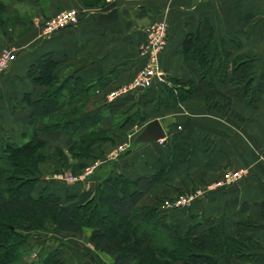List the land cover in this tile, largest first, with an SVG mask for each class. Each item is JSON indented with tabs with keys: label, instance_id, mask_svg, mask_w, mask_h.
I'll return each mask as SVG.
<instances>
[{
	"label": "crops",
	"instance_id": "0c3cea01",
	"mask_svg": "<svg viewBox=\"0 0 264 264\" xmlns=\"http://www.w3.org/2000/svg\"><path fill=\"white\" fill-rule=\"evenodd\" d=\"M61 8L76 10L77 19L44 31L43 18ZM161 19L167 23L166 45L158 59L161 72L150 89L131 87V79L147 60L141 48L146 42L145 27ZM196 29L202 43L211 40L214 45L222 40L231 50L230 58L250 53L254 58L251 85L264 89V78H260L264 76V0H0V44L8 42L14 47L9 65L0 75V136L16 143L25 140L30 129V101L46 88L30 80L27 69L36 57L49 53L56 61L54 82L63 80L56 111L66 112L69 115L64 116L69 119L93 116L94 123L111 133V139L91 145L93 155L78 159L85 162L77 170L86 168L84 175L95 168V177L84 188L111 173L148 175L157 160L165 164L172 144L189 156L172 170L157 197L163 200L175 196L182 188L197 191L190 206L169 207L170 203H165L164 207L172 208L167 217L183 229V234L192 213L220 216L226 233L240 231L253 242L250 257H230L222 264H264V149L260 148L264 131L259 126L261 115L256 114L264 107V99L253 106L238 93L242 83L233 84L228 77L240 75V67L229 71L224 80L216 74L212 84L206 83L197 64L185 61L182 54L185 34ZM170 77L193 79L199 89L182 101L155 108L160 84L171 83ZM72 108L76 112L68 113ZM47 116L37 115L35 126L51 122L55 114ZM155 117L165 129L164 137L148 142L130 140ZM72 123L64 128L37 129V136L52 153L48 161L56 164L53 169L60 165L55 155L57 147L69 161L77 160L65 148L72 141ZM84 126L77 128V134L85 131ZM122 147L123 153H116ZM121 153L124 155L118 157ZM45 160L38 163V186L60 194L77 193L83 188L55 183L54 179L70 183L64 179L70 168L48 174L42 168ZM226 170L243 171L241 184L229 188L220 182ZM155 197L147 193L140 204H153ZM85 241L94 251L92 243ZM74 249L75 258L68 259L83 261ZM96 256L99 259L104 254L96 252ZM107 261L110 264V259Z\"/></svg>",
	"mask_w": 264,
	"mask_h": 264
},
{
	"label": "trees",
	"instance_id": "16d2710c",
	"mask_svg": "<svg viewBox=\"0 0 264 264\" xmlns=\"http://www.w3.org/2000/svg\"><path fill=\"white\" fill-rule=\"evenodd\" d=\"M182 54L185 61L197 64L207 84H212L216 74L224 80L229 71L240 67V75L228 77L233 84L242 83L238 93L253 106L264 99V89L251 85L254 58L250 53L230 58L231 50L222 40L214 45L211 40L202 43L201 33L196 29L185 34ZM55 64L51 54L43 53L27 69L30 80L46 88L30 101V129L25 140L16 143L0 136V264H25L23 254L30 246L34 231H87L85 239L93 245L97 264L96 252L109 256L110 264H222L230 257L252 255L248 252L253 244L251 239L240 231L226 233L220 216L192 213V221L181 234L178 224L167 217L166 209L160 206L159 199L153 204H140L145 194L158 192L172 170L187 160L189 153L172 144L165 164L157 160L148 175L130 177L124 172L111 173L77 193L60 194L53 188L38 186V163L52 156L37 136L38 128H64L74 122L72 141L65 148L77 160L69 161L60 147L55 154L60 166L69 167L73 172L84 164L78 159L94 154L91 148L94 142L111 139L108 129L94 123L95 117L69 119L64 116L69 115L66 112L56 111L63 80L54 82ZM169 80L171 83L161 82L155 108L182 101L199 89L193 79L181 81L170 77ZM151 85L143 88L144 91ZM74 112L76 109L72 108L68 113ZM54 114L51 122L43 121L40 127L35 126L37 115ZM83 124L85 131L77 134V128ZM262 212L264 214V208ZM34 263L86 264L65 259L58 247L41 248V242Z\"/></svg>",
	"mask_w": 264,
	"mask_h": 264
},
{
	"label": "rangeland",
	"instance_id": "374dc122",
	"mask_svg": "<svg viewBox=\"0 0 264 264\" xmlns=\"http://www.w3.org/2000/svg\"><path fill=\"white\" fill-rule=\"evenodd\" d=\"M44 20V18H43ZM43 20L41 23H43ZM1 46H12V44L8 43V42H5V43H2L0 44V47ZM260 78H264V76L260 77ZM231 85V84H230ZM235 88H232L231 90H234ZM232 93L235 94L234 91H231ZM231 97V94L230 96ZM256 114H259L261 115L260 116V128H261V131H264V107L260 108V112H256ZM262 120V121H261ZM122 138L121 135H118V139ZM135 137L133 138H130V140H134ZM122 145H124L125 142H120ZM128 144V143H127ZM115 147H113L114 149ZM260 148L261 150L263 151L264 149V134H262V137L260 138ZM49 149H53L52 147L49 146ZM125 149V147H122L120 150L116 151V153H119L122 152L123 150ZM123 153V152H122ZM120 154L118 157H120L121 155H124V154ZM262 157L264 158V154L262 155ZM48 158V159H46ZM45 161L47 162L45 164V166H42V168L48 173H52L54 172L55 170L57 171V169H62V168H66L65 166H58L57 169H53V166H55L54 164H52L49 160V156L46 157ZM57 160V159H56ZM44 161V160H43ZM94 160H92L91 162H89V164L93 163ZM42 162V161H41ZM85 163V162H84ZM85 169V170H84ZM92 169V168H91ZM66 170H69L70 172L68 173H72V175H74L76 173V175L78 177H80L79 179H77L78 177H75L76 178H72L70 179V183H64L62 181H56L55 180V183H62L64 185H72L70 189H77V187H80V188H84L86 187V183H91V180L93 179V177H95V168L94 170L88 174V175H84V174H87V171H86V168H82L81 170H83L81 173H79L80 171H76V172H73L71 171L70 169H66ZM59 171V170H58ZM97 172V171H96ZM68 173H65V174H68ZM234 173H237V178H233V179H230V180H227V175L228 174H234ZM245 173H243V171H240V170H226L222 176H221V179L220 182L222 183H226L224 185H227L229 188H233L239 184H241L243 178H244V175ZM52 180V179H51ZM215 182H218L216 183V185H220L219 181H215ZM63 185V186H64ZM80 185V186H78ZM163 186V184L161 185V187ZM74 187V188H73ZM160 187V188H161ZM159 188V189H160ZM159 191V190H158ZM197 190L195 188H182L180 191H177L175 194V196H171V197H165V199L163 200H159L161 203H162V207L165 206V203H170V206L169 207H178V208H182V206H190L191 205V202L195 199L193 196L192 198H190L186 203H183V204H178V205H175L173 203H175V201L177 199H179V195H183V196H186V195H193ZM203 193V192H202ZM158 195V192L156 193H153V196H156L155 199H159L157 197ZM173 197V198H172ZM161 206V205H160ZM169 207H164V209H166L165 213H169L171 212L172 208L169 209ZM168 208V209H167ZM176 220H179V218H177ZM183 229L180 228L179 231H182ZM86 234H87V231H83V232H66V231H59V232H54V231H51V232H47V233H43V232H33L31 233V236H30V242H29V247H27L24 251V262L25 264H36L34 263V259H35V256H36V253H37V249H38V246H39V243L41 242V248H51V247H58L61 251V254L68 258V257H71L72 259L75 258L74 256V247L75 246V252L78 256L81 255V258L83 259V262H85L86 264H97L96 263V260H95V255H94V252L91 251V250H88V248L86 247V245L84 244L86 241L85 237H86ZM36 238V239H35ZM35 239V241L33 242V240ZM37 241V243H35ZM39 242V243H38ZM32 246V248H31ZM94 256H93V255ZM105 257V258H103ZM107 258H109V256L107 255H104L102 256V258L99 257L100 260H97L98 261V264H109V262L107 261ZM33 261V262H32Z\"/></svg>",
	"mask_w": 264,
	"mask_h": 264
},
{
	"label": "built area",
	"instance_id": "2783aa9c",
	"mask_svg": "<svg viewBox=\"0 0 264 264\" xmlns=\"http://www.w3.org/2000/svg\"><path fill=\"white\" fill-rule=\"evenodd\" d=\"M77 19V11L74 9L61 8L44 18L42 26L44 31H51L64 24L71 23ZM167 23L165 20H154L145 27L146 42L141 46L142 50L147 54V60L143 64L138 74L131 79V87L146 88L152 84L154 77L159 76V54L166 45ZM14 47H0V74L3 73L11 60ZM75 175L68 173L64 175V179L70 180ZM237 178V173L228 174L227 180ZM193 195H179V199L175 201V205L186 203Z\"/></svg>",
	"mask_w": 264,
	"mask_h": 264
},
{
	"label": "water",
	"instance_id": "95a60500",
	"mask_svg": "<svg viewBox=\"0 0 264 264\" xmlns=\"http://www.w3.org/2000/svg\"><path fill=\"white\" fill-rule=\"evenodd\" d=\"M165 135L166 132L161 121L155 117L146 122L141 131L136 135V140L148 142L162 138Z\"/></svg>",
	"mask_w": 264,
	"mask_h": 264
}]
</instances>
